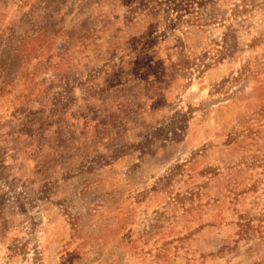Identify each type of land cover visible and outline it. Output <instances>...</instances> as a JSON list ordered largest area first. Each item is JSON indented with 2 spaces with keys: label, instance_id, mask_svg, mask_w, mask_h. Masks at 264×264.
Listing matches in <instances>:
<instances>
[{
  "label": "rangeland",
  "instance_id": "374dc122",
  "mask_svg": "<svg viewBox=\"0 0 264 264\" xmlns=\"http://www.w3.org/2000/svg\"><path fill=\"white\" fill-rule=\"evenodd\" d=\"M0 264H264V0H0Z\"/></svg>",
  "mask_w": 264,
  "mask_h": 264
}]
</instances>
